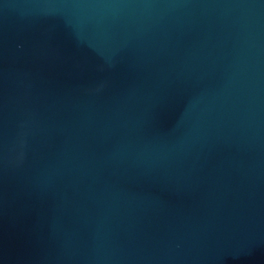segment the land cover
<instances>
[{"label": "water", "instance_id": "water-1", "mask_svg": "<svg viewBox=\"0 0 264 264\" xmlns=\"http://www.w3.org/2000/svg\"><path fill=\"white\" fill-rule=\"evenodd\" d=\"M0 264H264V0H0Z\"/></svg>", "mask_w": 264, "mask_h": 264}]
</instances>
